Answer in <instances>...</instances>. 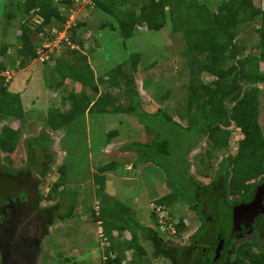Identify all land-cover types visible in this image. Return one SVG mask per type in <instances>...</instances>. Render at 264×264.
<instances>
[{"label":"rangeland","instance_id":"rangeland-1","mask_svg":"<svg viewBox=\"0 0 264 264\" xmlns=\"http://www.w3.org/2000/svg\"><path fill=\"white\" fill-rule=\"evenodd\" d=\"M20 1L0 0V89L5 86L18 93L25 110L21 124L19 120H0V134L8 124L21 127L15 150L11 153L0 151V166L7 167L14 174L22 168H29L27 141L47 137L50 145L46 152L50 159L44 176H40V183L34 190L44 206L61 204L63 195L67 201L58 218L47 224L43 235L42 247L49 253V259L53 264H101L106 259L105 252L101 251H105L112 241L107 239L96 218L106 205L121 208L118 205L120 201L133 208L141 224L153 227L164 236L159 227L161 224L156 221L158 215H153V205H158L157 200L175 190L193 196L195 185L200 180L204 183L214 177L222 158L235 155L243 138L241 129L232 124L228 147L218 148L207 136L198 141L193 131L186 130L192 116L188 110L192 79L198 77L209 83L214 77L209 72H200L199 67L192 72L193 59L184 54V35L172 30L170 19L158 31H149L139 23L134 35L125 39L114 17L95 7L93 0L74 1L72 9L68 10L69 20L64 28L59 23L53 25L51 36L56 30H62L54 41H48V31L44 34L32 33L33 41L40 42L43 47L46 44L53 55L45 63L39 59L29 60L27 66L30 67L22 70L17 50L21 45L18 35L23 23L18 11ZM220 2L209 0L213 9ZM255 2L260 4V1ZM261 5L264 9V2ZM60 7L61 11L67 12L63 4L60 3ZM10 14L15 17L10 18ZM258 18L238 26L237 44L245 51L239 53L236 59H227L226 66L247 54L259 52ZM38 20L37 15L32 17L30 24L33 28ZM111 21L116 29L111 28ZM70 24L76 27L75 31L69 30L67 26ZM73 34L77 41L82 40L85 45L79 53H85L86 57L78 62H73L72 47L62 44ZM43 47L41 54L47 51ZM135 53L140 54L136 70L131 57ZM116 71L120 85L112 87L106 79L99 81L102 76L108 77ZM76 81L97 84V91ZM260 86L259 121L264 132V84ZM84 90L89 92L91 101H98L101 95L112 91L114 104L104 112L95 106L64 124L56 133L44 127L52 112L56 116L55 122H61L58 113L71 109V92L81 94ZM134 99L137 100L140 117L138 113L133 115L122 110L133 104ZM116 107L120 109L114 110ZM158 110L162 111L158 114ZM166 116L180 122L182 127L168 123ZM164 139L169 142L167 153L159 150ZM37 153L39 159L44 158V148L39 144ZM109 163H113L114 167L107 171L110 174L105 185L100 187V167ZM62 166L66 167V173L62 171ZM60 177H63L64 185L49 197ZM10 186L15 187V184ZM17 188L24 189L19 185ZM136 234L137 241L147 249V261L159 264V260L153 258L152 241L144 238L140 230ZM127 235L132 236L131 233ZM250 240L244 239L239 246L248 247ZM132 252H127V260L133 257ZM252 262L264 264L261 259Z\"/></svg>","mask_w":264,"mask_h":264},{"label":"trees","instance_id":"trees-1","mask_svg":"<svg viewBox=\"0 0 264 264\" xmlns=\"http://www.w3.org/2000/svg\"><path fill=\"white\" fill-rule=\"evenodd\" d=\"M74 1H20L18 11L23 17V23L21 24V33L18 35L21 45L17 50L21 57L19 65L21 68L26 67L29 60H37L41 55L40 49H42L43 44L34 42L32 33L44 34L45 31H48V34L50 33L48 41L57 39V34L61 33L62 30L61 32L56 30L51 36L53 25L59 23L64 28L69 20L68 10L72 9ZM93 1L95 7L100 11L114 17L120 33L125 39L134 35L139 23L144 24L149 31H158L164 28L170 19L172 21V30L174 32H182L184 35L186 42L184 54L189 55L193 59L191 60L192 72L195 71L196 67H199L200 72H209L214 77V80L209 83L201 81L198 77L192 79L188 98V110L192 116H190V123L186 130L189 132L193 131L198 141L203 136H207L212 141V144L218 148L228 147L232 135L229 128L232 124L241 129L243 138L239 142L237 153L227 156L221 161L220 172L222 176L219 179H215L209 187V192L213 193L208 195V189L205 191L199 183L194 187L196 189L195 193L197 192L201 199H204L207 195L208 198L213 197L216 199L221 194L229 192L240 193L245 189L248 181L262 174V179L256 181L254 187L260 182H264V132L259 121L260 84H264V9L261 5L264 0H221L216 9L211 7L209 0ZM255 1H260V4H256ZM60 3L65 6L67 12L61 11ZM36 15L40 21L38 20V24L33 28L30 21ZM9 16L10 18L15 17L11 16V14ZM257 16L260 21L257 30L260 35L257 48L259 52L247 54L232 65L226 66L225 62L227 59H236L239 53L245 51V48H241L237 44L238 26L242 23L253 22ZM109 24L112 29L117 28L112 21ZM69 27L71 31L76 30V27L72 26V24ZM63 43L72 47L73 62H78L86 57L85 53H79L85 46L83 41H77L74 34L69 40H63ZM43 50H48V48L44 46ZM50 54L51 56L53 55L52 52ZM197 56H200V58ZM131 57L134 59V70H136L140 54H131ZM56 60L60 61L59 59ZM47 61L41 62L45 63ZM57 65L62 67L61 64ZM89 69L92 75H95L94 70L91 67ZM117 72H111L108 77L102 76L99 81L103 82L106 79L109 86L116 87L120 85ZM63 80H66V76ZM77 84L85 87L91 86L97 91V84H81L79 82ZM88 93L86 90L81 94L71 92V109L66 112L58 110V118L61 122H55L57 121L55 120L56 116L52 112L51 114L49 113L44 127H48L56 133L59 128L76 119L81 113L90 111L95 106H99V109L104 112L114 104L115 97L112 91L101 95L98 101H91L88 98ZM18 95V93L11 91L5 86L1 87L0 120H19L21 124L25 110L22 98ZM136 105L137 100L134 99L133 104L122 110L133 115L138 113L140 117L142 115H140V109ZM119 109V107H116L114 110ZM161 111L158 110L156 113L159 114ZM166 118L168 123H174L182 127V124L172 117L166 116ZM20 128L12 127L11 124L3 127L0 134V151L11 153L15 150L20 135ZM162 142L163 144L159 145L160 152H169L168 140L164 139ZM38 144L44 148L43 159L38 158ZM48 144L50 145V143H47V137L41 136L40 138L29 139L27 141V151L30 167L20 169L17 171L18 174H14L5 166H0V199L2 191L9 192L14 188L10 186L11 183L15 184V186L20 184V182L25 184L26 180L32 179L33 173L44 176L46 164L50 159L46 152ZM113 167V163L100 167L102 179L99 180L101 183L100 187L105 185L106 172L113 169ZM62 171L66 173V167L62 166ZM60 179L57 181L56 187L52 188L53 190L49 193V197H52V194L64 185L63 177H60ZM248 190H250V187ZM195 193L193 196H188L175 190L171 194L159 198L157 204L165 206L172 212L173 205L181 197L184 200H188V203L193 204L195 202L193 200L197 199ZM63 196L64 199L61 204L44 208L45 212L47 211L46 215L49 216L48 223H53V220L60 215L61 208L67 202L66 196ZM118 203L122 210L109 204L102 207L100 215L96 218L97 222L102 223L101 225L107 239L112 241L105 251H101L106 254V259L102 260L103 263L101 262V264H140L146 261L144 260L145 249L137 241L138 233L136 234V232L140 230L142 236L152 241L154 245H158L159 233L153 227L149 228L141 224L132 208L124 206L121 202ZM153 215L156 216L154 211ZM158 219L156 221L159 225ZM183 226L184 222L181 221L177 228L181 229ZM128 233H131L132 236L128 237ZM130 250L133 251V257L127 260V252ZM125 261L129 262L126 263Z\"/></svg>","mask_w":264,"mask_h":264},{"label":"flooded vegetation","instance_id":"flooded-vegetation-1","mask_svg":"<svg viewBox=\"0 0 264 264\" xmlns=\"http://www.w3.org/2000/svg\"><path fill=\"white\" fill-rule=\"evenodd\" d=\"M220 171L219 164L214 177L198 182L205 191L208 189V195L213 193L209 192L210 185L222 176ZM33 174L25 184L20 182L9 192L1 193L0 264H53L42 247L49 220L44 208L50 206L41 204L34 190L41 178ZM262 176L248 181L240 193L229 192L216 199L207 195L201 199L196 192L193 204L180 199L172 212L167 208L174 226L161 229L164 236L159 235L158 245L153 244L154 260H159V264H253L254 260H264V195L262 202L258 196L264 182L254 187ZM17 185L25 187L21 190ZM181 221L184 226L178 229ZM244 239H251L248 247L239 246ZM144 249L146 261L140 264H152Z\"/></svg>","mask_w":264,"mask_h":264},{"label":"built area","instance_id":"built-area-1","mask_svg":"<svg viewBox=\"0 0 264 264\" xmlns=\"http://www.w3.org/2000/svg\"><path fill=\"white\" fill-rule=\"evenodd\" d=\"M67 27H69V26H67ZM44 46L46 48H48V46L46 44ZM45 52H47V53L45 54ZM50 53H51V51H49V48H48V50L44 51L38 59L41 61H47L50 58V55H51ZM153 208H154L155 214H157L159 217L158 222H159V224H161L160 228L162 230L165 229L166 227H173L174 226L172 224V222L169 221V215H168L169 213H168L167 208L165 206L160 205V204H158V205L154 204Z\"/></svg>","mask_w":264,"mask_h":264},{"label":"crops","instance_id":"crops-1","mask_svg":"<svg viewBox=\"0 0 264 264\" xmlns=\"http://www.w3.org/2000/svg\"><path fill=\"white\" fill-rule=\"evenodd\" d=\"M28 67H30V66H27V67H25V68H23L22 70H26ZM20 122V121H19ZM110 172V171H109ZM109 172H107L105 175H106V177L110 174ZM204 175H206V173H204ZM203 175V176H204ZM202 176V177H203ZM201 181V180H200ZM172 192H170V193H168V194H165V195H163L162 197H164V196H167V195H169V194H171ZM162 197H160V198H162ZM121 202V201H120ZM124 206H126V207H130V206H128V205H126L125 203H123V202H121ZM178 203H179V201H177V202H175V204L173 205V209H175L176 208V206L178 205ZM130 208H132V207H130ZM132 210H133V208H132ZM134 211V210H133ZM135 212V211H134ZM136 213V212H135Z\"/></svg>","mask_w":264,"mask_h":264},{"label":"water","instance_id":"water-1","mask_svg":"<svg viewBox=\"0 0 264 264\" xmlns=\"http://www.w3.org/2000/svg\"><path fill=\"white\" fill-rule=\"evenodd\" d=\"M263 195H264V189L261 190V188H260L259 191H258V196L260 197V202H262V200H263V198H262Z\"/></svg>","mask_w":264,"mask_h":264},{"label":"clouds","instance_id":"clouds-1","mask_svg":"<svg viewBox=\"0 0 264 264\" xmlns=\"http://www.w3.org/2000/svg\"><path fill=\"white\" fill-rule=\"evenodd\" d=\"M99 225H100V227L102 228L101 222H99ZM101 233H102V230H101Z\"/></svg>","mask_w":264,"mask_h":264}]
</instances>
